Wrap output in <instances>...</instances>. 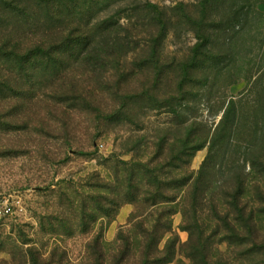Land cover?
<instances>
[{"label": "rangeland", "instance_id": "1", "mask_svg": "<svg viewBox=\"0 0 264 264\" xmlns=\"http://www.w3.org/2000/svg\"><path fill=\"white\" fill-rule=\"evenodd\" d=\"M203 1L100 0L96 19L126 25L131 18L149 33L159 17L145 13V4L168 17L164 81L157 86L145 56L102 59L91 64L94 72L71 56L73 46L43 58L36 48L47 44L50 26L25 10L26 0H0V264H119L122 231L133 243L128 262L139 264L140 238L129 222L142 209L151 173L159 171L160 185L195 177L209 144L193 152L189 165L181 160L177 172L166 166L169 158L189 142H210L233 104L250 109L262 94L264 106V0H220L207 10L213 54H225L220 75L202 68L190 72L194 82L183 91L176 86L173 65L188 62L197 43L189 20L180 18L199 17ZM130 170L138 175V205L125 196ZM246 172L245 186L228 191H238L237 201L223 196L221 184L196 220L185 224L180 211L163 218L173 232L159 243L160 252L173 251L167 264H194L191 255L201 264H264V171ZM238 174L219 178L225 183ZM163 191L179 204L189 199L187 187ZM167 205L144 216L158 219Z\"/></svg>", "mask_w": 264, "mask_h": 264}, {"label": "trees", "instance_id": "2", "mask_svg": "<svg viewBox=\"0 0 264 264\" xmlns=\"http://www.w3.org/2000/svg\"><path fill=\"white\" fill-rule=\"evenodd\" d=\"M219 1H203L199 17L194 16L195 19L187 16V14L185 15L184 12L180 18L181 20H189L197 40L190 52V60L188 62L182 60L173 65V72H178L176 86L181 91L184 90L185 85L194 82L190 72H199L202 68L213 72L217 68L214 75H220L221 69L219 66L225 54L222 52L218 55L213 54L215 35L209 34V31L206 30L209 22L213 21L210 20L211 17L208 16L207 10L218 5ZM25 3L28 4L25 10L35 12L40 16L39 20L43 21V25L50 26L48 30L51 32V37H49L47 44H40L36 48L38 55L43 58L61 56L64 46H73L71 56L76 55L78 60L83 59L84 63L88 65L85 68L87 72H94L95 67L91 64L101 63L102 59L145 56L147 62L151 63L150 68L153 70L155 83H157V86L163 83L164 71L160 66V50L169 20L166 14L161 12L156 5L148 3L143 8L145 13L155 14L159 17V20H156V31L149 33L138 29L137 27H140V25L138 23L133 24L131 18L129 19L130 23L126 25L112 19H96L97 12L100 10L98 9L101 3L100 0H26ZM103 3L107 4L106 0ZM12 5L16 7L15 1L12 2ZM223 23L221 22V27H223ZM62 28L66 31V34L61 35V33L56 32L62 30ZM208 28L217 29L219 27L212 25ZM219 30L225 31L223 28H219ZM229 51L233 53V50L229 49ZM28 54L32 55L33 51ZM208 76L212 75L209 74ZM216 76L213 77L215 82L217 80ZM205 81L207 82V79ZM256 101V105L251 106V110L245 105L235 107V104H233L231 114L230 110L224 113L210 142L207 140H204V142L201 140L189 142L184 147V153H178L176 156L173 155L169 158L170 163L166 166L177 172L181 169L179 165L181 160L186 158L182 161V166L189 165L193 152L209 144L208 154L195 177L189 175L184 178V181L179 182L175 179L176 176L173 175L172 183L160 185L155 177V172L159 171L155 170L151 173L152 180L147 183L149 191L142 193L143 198L141 199V193H138L137 188L133 186L138 180V175L136 173L132 175L131 170L127 173L128 177L124 181L125 196L131 195L129 201L137 205L141 199L139 205L142 209L139 208L131 216L129 222L131 227H136L135 229L138 230L136 237L140 238L137 243V252L140 255L139 264H167L171 260V255H173L171 246H166L164 252L159 250L160 241L167 234L173 233L172 224L169 220L168 223H162L165 216L169 218L180 211L185 224L189 220H196L204 203L208 201L209 194L219 188L221 184L226 185L227 192L230 190L235 191V189L239 190L245 186V177L248 175L246 168L248 166L251 171L256 170V168L264 171V149L262 147L264 146V106L262 94L258 96ZM258 145L259 147L256 149ZM257 157L261 159L259 160ZM236 172L239 173L236 175L238 179L231 178L225 183L220 181L221 176L225 174L232 175ZM163 186H166L169 191L187 187L189 191L188 201L184 200L180 204L176 203L175 196L164 194ZM237 193L238 191L232 194L228 192L223 196L237 201ZM162 204H168L169 207L165 208V210H168L164 214H159L158 219L152 221L144 216L146 211L147 215H150ZM185 228L188 230V226H185ZM129 232L130 230L127 233ZM99 243L100 241L97 242V247H99ZM116 243L119 244V264H130L128 257L133 248L132 238L125 236L124 231H122L119 233ZM160 254L164 257H161ZM191 259L194 264H201V261L196 260L194 255H191Z\"/></svg>", "mask_w": 264, "mask_h": 264}, {"label": "built area", "instance_id": "3", "mask_svg": "<svg viewBox=\"0 0 264 264\" xmlns=\"http://www.w3.org/2000/svg\"><path fill=\"white\" fill-rule=\"evenodd\" d=\"M3 211H4L5 214H8V212H9L8 209H3Z\"/></svg>", "mask_w": 264, "mask_h": 264}]
</instances>
